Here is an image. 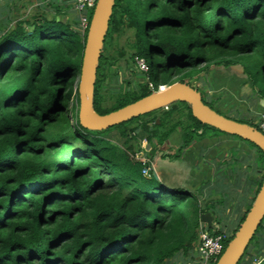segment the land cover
I'll return each instance as SVG.
<instances>
[{"label": "trees", "instance_id": "16d2710c", "mask_svg": "<svg viewBox=\"0 0 264 264\" xmlns=\"http://www.w3.org/2000/svg\"><path fill=\"white\" fill-rule=\"evenodd\" d=\"M58 5L69 10L71 0ZM67 21L35 18L0 35V264H167L180 252L197 260L206 206L191 190L170 187L152 170L150 177L144 175L149 162L135 160L106 136L117 131L129 141L140 131L161 150L182 128L174 143L182 142L179 152L216 137H193L194 124H204L182 102L113 127L119 130L83 128L78 84L88 31L80 33L77 16L72 25ZM124 31L134 34L132 58L145 61L140 74L147 79L103 95L106 79L117 73L108 49ZM234 57L254 65L256 73L249 69L247 76L264 100V0H117L97 72L94 110L108 114L178 81L193 87L188 79L196 71L234 66L229 63ZM181 109L187 115L178 117ZM261 117L258 123L255 117L239 122L260 130ZM249 145L264 166L263 152ZM177 151L159 157L177 160L184 155ZM263 179L264 169L225 247ZM233 223L218 222L219 233ZM249 250L239 264H264Z\"/></svg>", "mask_w": 264, "mask_h": 264}, {"label": "rangeland", "instance_id": "374dc122", "mask_svg": "<svg viewBox=\"0 0 264 264\" xmlns=\"http://www.w3.org/2000/svg\"><path fill=\"white\" fill-rule=\"evenodd\" d=\"M59 1L61 0H0V35L5 31L14 29V25L16 26L18 23H21L23 21H33V19L35 18H37V20L41 18H58L62 21L68 20L67 22H71L70 24L72 25L74 16H77V13L73 10L72 3L69 10H64L58 5ZM57 7L61 9V12L57 11ZM23 27L25 29H28V24H23ZM30 30H33V28L31 27ZM133 37L134 34H126L124 31L121 35L115 36L113 44L109 47L108 56H113V60L115 62V71H113L117 73L114 76L108 77L106 79L102 88L103 95L111 96L112 94H116L120 91L125 90L127 87H129V84L131 88H133L136 85L144 84L146 82L147 77L143 74H140L141 70H146L145 61L142 59L132 58L135 52V49L132 47V43L134 42ZM4 59L5 58H3L2 60ZM232 59L234 60V62L230 61L229 63L234 64V66L228 68L223 66L206 68L204 66L200 70L196 71V73L190 79H188V81L192 84L194 89H197L202 94L205 104L213 108V103H215L216 108L220 110L218 111L216 109L218 112H224L231 118L238 119V121H246V118L253 119L254 117H257L255 116L257 114L256 112H254L253 108L261 107L260 111L263 115V117H261V121H263L264 107L262 106H264V100H261L263 96L260 97L259 87L256 86L255 88L253 86V81L250 80L247 76V73L250 74L249 69H251L253 73H256L254 65H252L251 63H247L244 59L235 57ZM242 62L245 64V66ZM224 63L227 64V62ZM237 65H240L242 68H235V66ZM232 67L234 69H232ZM213 72H216L215 75L217 76L214 79H212ZM175 80L178 81V79ZM234 90H236V92L233 94V96L235 97L233 99V103L235 104L232 106V108H221L220 103L222 99H224L227 94L234 92ZM259 101L261 102V105L259 104ZM69 110H73L72 105H70ZM75 115L76 112L70 114L72 124L76 123ZM176 115L178 117L181 115H187V111L181 109L180 113L178 112ZM144 116L145 115L140 117L143 119ZM185 118L182 119L187 124L193 123L185 120ZM258 120L259 119H256L255 123H258ZM129 122L130 121H128V123ZM194 127L195 130L190 129L193 133L194 138L205 135H214L216 138H213V140L211 141H214L216 147L222 150V157L220 158L221 160L217 161V163L215 164L216 176L218 177L215 179L216 186L215 188H210V191L207 190L206 192H203V187L195 188L188 183V180L190 178V167L187 165L188 163L183 160V157H179L177 160H171V157H159L167 151L170 153H176L178 147L181 146L182 142H179V144L174 143L177 141L178 137H182L181 133L184 131L182 128H178L177 132L179 133H174L169 138L168 143L172 150H169V148L166 146L162 147L161 150L158 147L154 148V142L152 143L153 146H151V144L147 141L146 136L140 131L137 134L138 138L136 137L135 140L132 139L128 141L127 137L122 138L120 136V132L117 131L109 132L106 137L109 138L112 142L116 143L121 149L127 151L128 153L132 152L130 154H134L133 156L135 160L144 158L146 162H149V166L146 167V169L149 171V173L146 174L147 177H150V170H152L154 175L160 177L161 180L170 187H185L187 190H192V192L194 193L193 195L201 200L202 204L206 206L208 213L211 214V216L213 212V214L215 215V222H219L221 224L234 222L233 224H231L233 226L230 227L229 230H226L228 235L231 236L235 231V226L236 224H238L237 221L239 220V218L226 217L231 211V207L235 205L238 199L237 197H239L241 194L246 195L244 203L246 202V199L248 197V203H246L244 211L248 209L250 205L249 201L253 199L259 180L263 176L264 166L258 161V159L256 158V151L249 145L248 142L234 136L220 133L216 129L206 127L201 124L195 123ZM112 129L119 130L122 129V127ZM191 132L190 134H192ZM205 138L207 137H204L203 141L209 140ZM192 145L193 144H191L190 146ZM179 151L180 149L177 151V154ZM182 152L183 150L179 153L182 154ZM247 159L248 164L246 162ZM149 160H152L153 164L150 163ZM241 170L243 171L240 172ZM247 188L252 191L249 195L245 193V190ZM213 197H215V200ZM203 200H205L206 204ZM234 200L236 201L234 202ZM214 202L217 203L215 206L218 205L219 209L222 210L221 215H218L216 212H214L213 209L209 208ZM232 202H234V204H232ZM211 233H213V228L211 229ZM215 233L218 234L219 229H217ZM197 244L198 243H196V246ZM249 248V256L254 255L256 252H258V254L261 256L259 259H264V220L257 230L253 240L251 241ZM199 260L200 258L198 256L197 260L190 261V255L180 252L175 257H173L171 261H168L167 264H200ZM245 260L246 262L248 260L250 261V258H247L246 256ZM251 264H254V261L251 262Z\"/></svg>", "mask_w": 264, "mask_h": 264}, {"label": "water", "instance_id": "95a60500", "mask_svg": "<svg viewBox=\"0 0 264 264\" xmlns=\"http://www.w3.org/2000/svg\"><path fill=\"white\" fill-rule=\"evenodd\" d=\"M116 1L98 0L92 14L78 84L80 125L88 130H107L151 112L167 109L174 103L182 102L190 105L192 115L202 124L251 143L264 154V134L260 130L212 109L204 103L199 91L185 83L177 82L170 86H161L158 91L105 115L94 110L97 72ZM235 68L241 69L242 67L237 65ZM263 220L264 179L250 210L216 264H239ZM202 223L213 227L211 214L204 213Z\"/></svg>", "mask_w": 264, "mask_h": 264}, {"label": "crops", "instance_id": "0c3cea01", "mask_svg": "<svg viewBox=\"0 0 264 264\" xmlns=\"http://www.w3.org/2000/svg\"><path fill=\"white\" fill-rule=\"evenodd\" d=\"M232 69H234V68L232 67ZM212 74H213L212 79L217 77L215 75L216 72H213ZM239 91H240V86H239ZM235 92H236V90H234V92H232L230 94H227L226 97L224 99H222V101L220 103L221 108H223V109L232 108V106L235 104V103H233L234 102L233 99L235 98L233 96V94ZM253 107H255V106H253ZM262 107H264V106H262ZM253 109H254V112H256V114H257V115H255V116H257V117H255V120L259 119L262 116L261 111H260L261 107H255ZM211 140H213V139L205 140V141H195L192 143L193 144L192 146H190L189 148H184L185 151L183 150L184 151L183 160L186 161L188 163L187 165L190 167V170H189L190 171V178L188 180V183L195 188L203 187V192H206L207 190L210 191V188H212V187L215 188V186H216L215 179L218 178L216 176L215 164L217 163V161H220L221 160L220 158L222 157V152H221L222 150L217 148L215 142L211 141ZM166 147L169 148V146H167V145H166ZM160 154H162V153H160ZM194 176H195V178H194ZM198 185H200V186H198ZM214 193H216V192H214ZM249 194H251V190H249L247 192V195H249ZM208 197H211V196H208ZM245 197H246V195L241 194L239 197H237L238 198L237 201L234 200V202L236 201V203L233 207H231V211L228 213V216L226 218H229V217L230 218L231 217L240 218V217H242L244 210H245L246 203H248V201H247L248 197L246 199V202L244 203ZM213 198L215 200V197H213ZM203 201L205 202V200H203ZM234 202H232V204H234ZM205 204H206V202H205ZM216 204L217 203L214 202L211 204L210 207L209 206L208 207L210 209H213L214 212L219 213V215H221L222 210L219 209L218 205L215 206ZM212 216H213V224H214V222H215L214 216L215 215L213 214V212H212Z\"/></svg>", "mask_w": 264, "mask_h": 264}, {"label": "built area", "instance_id": "2783aa9c", "mask_svg": "<svg viewBox=\"0 0 264 264\" xmlns=\"http://www.w3.org/2000/svg\"><path fill=\"white\" fill-rule=\"evenodd\" d=\"M98 0H71L73 10L77 13L78 28L81 34L88 31L93 13ZM260 130L264 134V121L260 124ZM144 175L149 171L145 168ZM218 227V226H217ZM216 227V229H218ZM220 229V228H219ZM230 235L225 230L223 233L216 234L202 225L199 229V240L195 250L200 258V264H215L225 251V244Z\"/></svg>", "mask_w": 264, "mask_h": 264}, {"label": "clouds", "instance_id": "9594fccd", "mask_svg": "<svg viewBox=\"0 0 264 264\" xmlns=\"http://www.w3.org/2000/svg\"><path fill=\"white\" fill-rule=\"evenodd\" d=\"M93 14V13H92ZM91 18H92V16H91ZM91 22V21H90ZM261 131V130H260ZM262 132V131H261ZM144 174V173H143ZM202 225H205L210 231H211V229L213 228V231H214V229L218 226L219 228H220V225L219 224H217L216 222H214V224H213V227H208L206 224H204V223H202ZM201 225V226H202ZM200 226V227H201ZM249 248V247H248ZM226 249V248H225ZM248 250V249H247ZM221 257V256H220ZM264 260V259H263ZM262 261V260H261ZM216 264V263H215Z\"/></svg>", "mask_w": 264, "mask_h": 264}]
</instances>
